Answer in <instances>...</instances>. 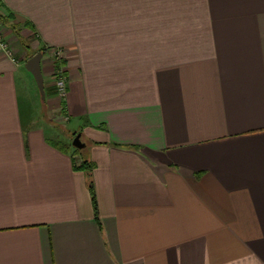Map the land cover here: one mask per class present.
Masks as SVG:
<instances>
[{"label":"crops","instance_id":"crops-1","mask_svg":"<svg viewBox=\"0 0 264 264\" xmlns=\"http://www.w3.org/2000/svg\"><path fill=\"white\" fill-rule=\"evenodd\" d=\"M0 9L71 125L40 118L27 59L0 50V264H264V0Z\"/></svg>","mask_w":264,"mask_h":264},{"label":"rangeland","instance_id":"rangeland-1","mask_svg":"<svg viewBox=\"0 0 264 264\" xmlns=\"http://www.w3.org/2000/svg\"><path fill=\"white\" fill-rule=\"evenodd\" d=\"M8 16H10L11 13L7 12ZM7 16L4 14V11L0 9V33L2 36H4L5 40L7 41V44L9 46L10 52L13 54V56L16 58H20V59H28L30 56H32L34 53H36L38 51V48L35 46V41L33 39V37L31 36L30 38H22L20 32H17L18 29L14 28V24L9 22V18L7 20L6 18ZM15 18V17H14ZM11 29H13V32L11 31ZM35 36V35H34ZM15 37L18 38V41L15 39ZM21 37V38H20ZM48 49V48H47ZM53 51V50H52ZM51 51V53H52ZM51 57L53 59V61L59 60V59H54L53 55L51 54ZM24 72L25 69H23ZM53 75H52V80H55L57 78V68L55 66V69L53 67ZM29 76V73H26ZM65 76V75H64ZM33 79V78H32ZM34 82V81H33ZM36 86V85H35ZM36 89V88H35ZM54 90L56 91V86L54 84ZM39 95V92L37 93ZM35 95L36 101L34 99V104L36 106H38V111H39V116L42 120L44 121H51L52 123H57V121H63L64 120V113L62 112L63 108H62V99L58 100V102H60V106L56 109H53V102L52 99L50 100V103L46 101V97L45 100H41L40 99V95ZM39 101H38V99ZM37 112V111H36ZM54 124V125H55ZM56 128L58 130H60L61 132V136H67V130L69 128H71V125L64 123H57L56 124ZM67 129V130H66ZM75 133L74 134H69V141L68 144L65 146L67 149L69 148H73V153H75V155H77L75 158L76 160H78V162H76V164H79L81 162V160L85 159L83 156L84 151L83 150H78L75 151V147H73L71 140L74 138ZM84 136L80 137L81 142H84ZM56 145L63 146L62 143H56ZM64 147V146H63Z\"/></svg>","mask_w":264,"mask_h":264},{"label":"water","instance_id":"water-1","mask_svg":"<svg viewBox=\"0 0 264 264\" xmlns=\"http://www.w3.org/2000/svg\"><path fill=\"white\" fill-rule=\"evenodd\" d=\"M42 55V51H37L25 61L24 67L33 76L40 95V99L45 100V89L40 65ZM72 145L78 149H82L85 146V143L81 142L80 140V133L75 134L74 138L72 139Z\"/></svg>","mask_w":264,"mask_h":264},{"label":"built area","instance_id":"built-area-1","mask_svg":"<svg viewBox=\"0 0 264 264\" xmlns=\"http://www.w3.org/2000/svg\"><path fill=\"white\" fill-rule=\"evenodd\" d=\"M0 50H2L6 55L11 57L12 59H15L13 54L10 52L9 46L7 44V41L5 40L4 36L0 33ZM61 50L60 49H53L52 55L54 59H61ZM57 78L54 80V84L56 86V91L58 96L62 97L64 96L67 88V82L66 77L62 73V69H57Z\"/></svg>","mask_w":264,"mask_h":264},{"label":"trees","instance_id":"trees-1","mask_svg":"<svg viewBox=\"0 0 264 264\" xmlns=\"http://www.w3.org/2000/svg\"><path fill=\"white\" fill-rule=\"evenodd\" d=\"M40 51H42V50H40ZM42 53H43V51H42ZM77 149L78 148H75V151H77ZM78 150H81V149H78ZM75 167L78 169L90 172L92 167H93V163L88 161L87 159H83V160H81V162L79 164L75 165ZM88 187H89V190L92 191V180L90 178L88 179Z\"/></svg>","mask_w":264,"mask_h":264}]
</instances>
